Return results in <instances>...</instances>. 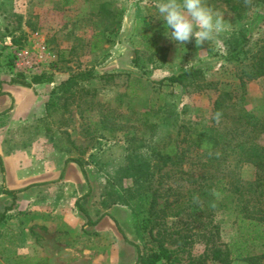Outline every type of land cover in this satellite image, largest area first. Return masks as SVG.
<instances>
[{
    "label": "rangeland",
    "instance_id": "1",
    "mask_svg": "<svg viewBox=\"0 0 264 264\" xmlns=\"http://www.w3.org/2000/svg\"><path fill=\"white\" fill-rule=\"evenodd\" d=\"M206 4L224 16L225 31L216 41L197 47L194 38L178 45L166 35L169 29L153 0H0V87L1 77L30 83L41 71L54 74L55 86L79 69L96 74L83 82L80 99L67 109L50 92L48 101L59 108L50 111L46 122L42 118L47 109L37 118L9 122L6 116L7 154L25 150L27 180L34 178L30 172L39 170L46 172L42 178L55 180L34 184L16 198L1 196L7 184L0 167V264H134L136 248L129 241L143 245L147 233L135 215L140 202L138 195L133 197L137 186L133 166L152 159L140 150L148 148L151 153L170 138L182 141L188 125L196 123L201 129L209 125L214 102L224 91L231 93L227 99L231 105L219 125L222 131L230 129L241 108L255 118L264 117V76L242 85L238 76L242 64L228 60L225 47L227 39L248 28L257 42L254 46L262 43L264 7L238 17L223 0ZM93 45L101 48L93 51ZM19 48L37 58L42 55L43 64L25 70L16 58ZM190 68L202 70L207 89L192 85L187 91L162 81ZM104 118L113 122L105 125ZM48 125L52 134L45 130ZM14 157L11 163L16 165ZM69 157L84 160L91 188L86 182L81 191L57 179L59 174L54 177V170L61 171ZM69 164L75 166L68 169L70 176L77 175L79 166ZM239 171L251 177L250 166ZM77 202L92 219L100 218L96 225L88 224ZM220 217L223 240L230 241L239 234L236 213ZM262 249L259 245L253 251ZM203 250V244L194 247V253Z\"/></svg>",
    "mask_w": 264,
    "mask_h": 264
},
{
    "label": "trees",
    "instance_id": "2",
    "mask_svg": "<svg viewBox=\"0 0 264 264\" xmlns=\"http://www.w3.org/2000/svg\"><path fill=\"white\" fill-rule=\"evenodd\" d=\"M223 1L238 17L256 6L264 7V0H252L248 6L244 0ZM251 32L249 28L239 31L225 43L227 59L242 64L238 71L242 85L247 80L264 76V38L261 44L254 46L257 42ZM97 48L101 45H93L92 50ZM95 77L93 70L88 68L71 72L52 89L51 95H57L62 101L61 107L67 109L80 99L85 90L83 82ZM17 81L31 86L33 83L54 82L55 76L41 71L32 76L30 83H25L24 79ZM162 81L181 85L187 91L192 85L200 91L209 87L200 68L168 75ZM230 94L221 92L215 100L209 125L202 129L196 123L188 125L182 139L187 145L170 138L154 146L150 153L151 163L146 159L133 166L137 184L133 197L138 195L140 202L135 215L140 229L147 233L143 245L129 241L136 248L134 264H208L209 261L231 264L235 260L263 264L264 249L261 252L253 250L259 245L264 246V117L255 118L241 108L232 117L230 129L222 131L219 125L227 116L225 109L231 105L227 102ZM46 106L47 115L42 118L45 122L50 111L59 108L50 100ZM218 111L222 113L219 124L213 119ZM102 122L107 125L113 121L104 118ZM115 129H119V125ZM45 130L49 134L53 132L50 125ZM180 133L181 128L177 134ZM136 139L134 135L133 140ZM70 161L79 166L91 188L84 160L69 157L65 166ZM196 164L200 167L196 168ZM245 165L252 169L250 178H245L239 171ZM0 166L4 171L1 157ZM64 172L65 168L61 176ZM27 188H4L2 192L16 198L17 193ZM77 205L87 217L88 224L99 222L100 218L92 219L82 204L77 202ZM228 211L236 213L239 234L226 242L220 214ZM196 244H203L204 250L194 253Z\"/></svg>",
    "mask_w": 264,
    "mask_h": 264
},
{
    "label": "crops",
    "instance_id": "3",
    "mask_svg": "<svg viewBox=\"0 0 264 264\" xmlns=\"http://www.w3.org/2000/svg\"><path fill=\"white\" fill-rule=\"evenodd\" d=\"M1 80L2 83L0 87V157L4 165L3 173L5 174L7 184L5 188L15 190L28 187L26 190H31L30 187L34 184L51 182L52 180H55V178H42V175L46 172L39 170L38 172H30L31 174L29 176L34 178L31 180H27V162L24 153L25 150L17 148L13 150L11 154H7V152L5 151V136L7 132H9V124H5L4 120H6V116L9 118V122L11 120L17 121L29 117L37 118L44 116L46 114V104L48 101L49 93L55 87V84L57 82L55 79V81L51 83H33L32 86H25L19 82H11L8 79H4V77H1ZM14 156H16V165L11 163L13 160L12 157ZM64 168V175L61 176ZM74 168L75 166L72 164H69L67 166L63 165V169L61 171L57 172L56 169L54 170V177L59 174L57 179L71 182L75 185L77 189H81L82 191L84 185L86 184V180L81 170L77 175L70 176L68 169L72 170ZM26 190L24 191L26 192ZM24 191L17 193V196L20 195V193H23ZM1 196L12 197L7 193H2ZM31 264H36V262H33Z\"/></svg>",
    "mask_w": 264,
    "mask_h": 264
},
{
    "label": "clouds",
    "instance_id": "4",
    "mask_svg": "<svg viewBox=\"0 0 264 264\" xmlns=\"http://www.w3.org/2000/svg\"><path fill=\"white\" fill-rule=\"evenodd\" d=\"M251 3L252 0H244L245 6ZM153 5L169 29L166 35L178 45L189 43L194 38L196 46L201 47L205 42L216 41L225 31L224 16L207 6L206 0H153ZM221 117L222 113L218 111L213 119L219 124ZM140 152L150 155L148 148Z\"/></svg>",
    "mask_w": 264,
    "mask_h": 264
},
{
    "label": "built area",
    "instance_id": "5",
    "mask_svg": "<svg viewBox=\"0 0 264 264\" xmlns=\"http://www.w3.org/2000/svg\"><path fill=\"white\" fill-rule=\"evenodd\" d=\"M16 58L18 64L22 66L25 70L35 69L40 67L43 64L42 55L40 57H34L29 49L19 48L16 52Z\"/></svg>",
    "mask_w": 264,
    "mask_h": 264
}]
</instances>
